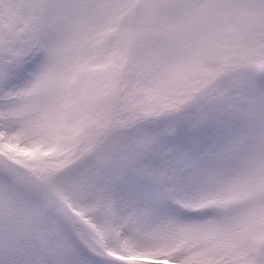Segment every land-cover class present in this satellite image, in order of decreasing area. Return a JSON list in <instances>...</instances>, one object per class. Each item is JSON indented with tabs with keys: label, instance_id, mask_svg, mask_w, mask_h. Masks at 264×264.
Returning a JSON list of instances; mask_svg holds the SVG:
<instances>
[{
	"label": "snow or ice",
	"instance_id": "snow-or-ice-1",
	"mask_svg": "<svg viewBox=\"0 0 264 264\" xmlns=\"http://www.w3.org/2000/svg\"><path fill=\"white\" fill-rule=\"evenodd\" d=\"M0 264H264V0H0Z\"/></svg>",
	"mask_w": 264,
	"mask_h": 264
}]
</instances>
